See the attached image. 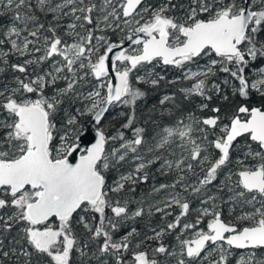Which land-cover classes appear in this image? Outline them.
Segmentation results:
<instances>
[{
  "label": "snow or ice",
  "instance_id": "snow-or-ice-1",
  "mask_svg": "<svg viewBox=\"0 0 264 264\" xmlns=\"http://www.w3.org/2000/svg\"><path fill=\"white\" fill-rule=\"evenodd\" d=\"M8 14L0 264H264V106L247 103L264 99V0H0ZM158 64L194 109L149 139L138 85L159 88ZM227 90L244 102L222 115ZM153 167L172 181L128 196Z\"/></svg>",
  "mask_w": 264,
  "mask_h": 264
},
{
  "label": "trees",
  "instance_id": "trees-1",
  "mask_svg": "<svg viewBox=\"0 0 264 264\" xmlns=\"http://www.w3.org/2000/svg\"><path fill=\"white\" fill-rule=\"evenodd\" d=\"M150 3H154L155 0H149ZM11 14H8L4 17H0V24H4L9 18ZM115 39V37H113ZM156 73H159L160 75L165 77L164 81H161V84L159 88H153L150 85L140 84L138 87H140L142 90H144L147 95L140 101L137 102L136 105V115L138 117V123L137 126H143L146 129V137L151 138L158 130L159 128L157 126H161L165 122H173L177 117H179L183 112H187L189 110L194 109L193 103L184 100L182 94L178 91L179 88H181L182 84H184L182 81L176 84H168L167 81L175 79L176 75H180L179 70L169 68L168 66H162L157 65L155 67ZM187 84L188 82L185 81ZM229 94V100L228 101H222L219 97H213V100L210 103V107L213 106H219L221 108V114H225L230 112V110L235 106V104L243 103L244 101L239 97H232L230 90H227ZM167 93H170L169 95H175V106L172 102H168L164 105L160 104V99L166 95ZM195 103H199L200 98L196 97L194 98ZM249 106L252 105H260L264 106V99H261L257 95H253L250 100L247 101ZM178 106V107H177ZM197 114L199 116H205V115H211L210 112H198ZM111 115L106 118L105 123L107 124L109 120H111ZM118 120H111V123H119ZM131 133H129L130 135ZM128 168V165H125L124 168H122V171H126ZM149 180L147 183H141L136 187L135 193H127L128 196L132 197L135 200H139L142 196H144L146 193H148L153 185H157L158 181L161 179H167L170 178L171 175H161L159 172L156 171V168L153 167L149 170ZM115 172L109 173V182L112 181L116 177ZM224 177L222 176L221 179ZM132 207H135V204L132 205ZM147 207V205H145ZM225 215H228L227 209H225ZM171 219V217H169ZM161 215L155 214L151 218L145 216L142 219H138L135 222V227H137L140 231H145V225L151 224L152 226L159 225L161 223ZM76 231L78 235H82L84 233V230L80 226H76ZM11 235H16V232L14 231ZM11 240V236L9 237L8 241H5L6 244L9 243ZM164 243L166 245L174 244V238L173 237H165ZM155 245L153 244V247ZM7 250V249H5ZM163 259V258H161ZM4 264H15L14 261H8L5 260Z\"/></svg>",
  "mask_w": 264,
  "mask_h": 264
},
{
  "label": "flooded vegetation",
  "instance_id": "flooded-vegetation-1",
  "mask_svg": "<svg viewBox=\"0 0 264 264\" xmlns=\"http://www.w3.org/2000/svg\"><path fill=\"white\" fill-rule=\"evenodd\" d=\"M171 122H165V123H163L161 126H164V125H168V124H170ZM176 155H177V153H176ZM172 179H173V176L171 175L170 176V178H165V179H161V180H159L158 181V184H157V186L160 184V183H170L171 181H172Z\"/></svg>",
  "mask_w": 264,
  "mask_h": 264
},
{
  "label": "rangeland",
  "instance_id": "rangeland-1",
  "mask_svg": "<svg viewBox=\"0 0 264 264\" xmlns=\"http://www.w3.org/2000/svg\"><path fill=\"white\" fill-rule=\"evenodd\" d=\"M163 66V65H162ZM170 69L172 68V67H170V66H168ZM174 69V68H173ZM155 72H156V69H155ZM142 74V73H141ZM162 75V74H161ZM179 76V75H178ZM177 75H176V77H178ZM175 77V78H176ZM184 84H182V86H184V85H186V83H185V81H182ZM181 86V87H182ZM167 94H170V93H167ZM197 114V113H196ZM198 115V114H197ZM199 116V115H198ZM111 118V117H110ZM175 152L177 153V156L179 155V149H176L175 150ZM171 158V157H170Z\"/></svg>",
  "mask_w": 264,
  "mask_h": 264
},
{
  "label": "water",
  "instance_id": "water-1",
  "mask_svg": "<svg viewBox=\"0 0 264 264\" xmlns=\"http://www.w3.org/2000/svg\"><path fill=\"white\" fill-rule=\"evenodd\" d=\"M254 106H260V105H252V106H249V107H254Z\"/></svg>",
  "mask_w": 264,
  "mask_h": 264
}]
</instances>
